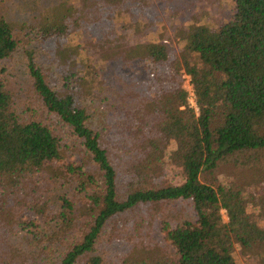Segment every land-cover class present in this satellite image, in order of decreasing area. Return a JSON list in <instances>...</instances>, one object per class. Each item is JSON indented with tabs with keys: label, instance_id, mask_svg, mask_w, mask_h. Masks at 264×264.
I'll return each instance as SVG.
<instances>
[{
	"label": "trees",
	"instance_id": "16d2710c",
	"mask_svg": "<svg viewBox=\"0 0 264 264\" xmlns=\"http://www.w3.org/2000/svg\"><path fill=\"white\" fill-rule=\"evenodd\" d=\"M233 1L220 27L182 29L179 54L118 14L147 0L0 14V61L23 51L30 83L13 92L0 69V264H239L237 249L264 264V0ZM90 97L115 117L93 125Z\"/></svg>",
	"mask_w": 264,
	"mask_h": 264
},
{
	"label": "rangeland",
	"instance_id": "374dc122",
	"mask_svg": "<svg viewBox=\"0 0 264 264\" xmlns=\"http://www.w3.org/2000/svg\"><path fill=\"white\" fill-rule=\"evenodd\" d=\"M52 0H42L44 7L51 4ZM16 2H20L22 5H17ZM147 5L149 9H140L135 5H127L118 11V14L125 13L131 14L133 16L139 15L142 18V23L146 22L149 25V30L143 37H140L141 42H159L165 44L172 54H179L182 51L183 43L179 40V32L185 27L194 23H203L212 28H218L222 24L228 22L232 18L234 13L235 4L233 0H147ZM34 8H38L37 0H0V14L7 12L11 20L25 21L32 23V18L34 17ZM40 9V8H38ZM105 19L103 24L107 27L109 23L113 20L112 12L105 14ZM195 19V21H194ZM35 46L36 53L38 55L39 61H45L42 56H39L37 42L32 44ZM26 47H31L28 45ZM23 52V51H22ZM20 51L16 53L11 59L7 61H0V69L5 67L6 73L4 78L7 82V88L11 91H20L22 95H30V85L27 77V68L25 58ZM112 73L109 72L105 80L110 82ZM184 89L188 91L189 97L188 102L191 107H195V98L192 95V86L190 85V78L185 76V82L183 84ZM150 84L144 83L142 86L138 87V91L141 94L148 96L150 94ZM92 115V124L95 125L97 122L108 123L110 118H105L101 113L94 112L96 108V102L92 101V97L82 101ZM73 152L77 159L83 158V153L79 148H74ZM170 173L173 180L175 174L174 171L166 172ZM164 177V176H163ZM229 180L231 177L229 176ZM235 179V178H234ZM167 216L177 217H188V215L193 214L191 203L181 202L178 204H170L166 208ZM224 214V213H223ZM161 215V214H159ZM226 220V216L224 217ZM154 240L161 242L162 236L160 233L153 234ZM236 258L239 264H260L259 256L256 252L252 253H242L239 249L236 250Z\"/></svg>",
	"mask_w": 264,
	"mask_h": 264
},
{
	"label": "built area",
	"instance_id": "2783aa9c",
	"mask_svg": "<svg viewBox=\"0 0 264 264\" xmlns=\"http://www.w3.org/2000/svg\"><path fill=\"white\" fill-rule=\"evenodd\" d=\"M192 95H194V94H193V90H192ZM194 98H195V97H194ZM194 108H195V109L197 110V106H196V103H195V107H194Z\"/></svg>",
	"mask_w": 264,
	"mask_h": 264
}]
</instances>
